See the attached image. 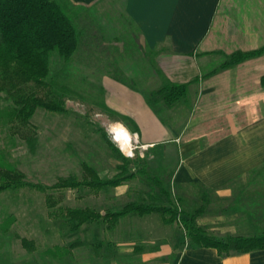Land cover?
I'll return each mask as SVG.
<instances>
[{"label": "crops", "instance_id": "0c3cea01", "mask_svg": "<svg viewBox=\"0 0 264 264\" xmlns=\"http://www.w3.org/2000/svg\"><path fill=\"white\" fill-rule=\"evenodd\" d=\"M125 14L158 71L188 84L187 96L152 108L146 93L106 74L102 103L136 125L131 135L152 168L169 169L183 216L196 214L217 238L250 237L242 233L264 216V55L213 72L227 56L264 46V0H126ZM160 225L176 230L163 234ZM109 234L114 241L103 248L137 264H264V250L222 257L192 248L180 223L154 214L124 218Z\"/></svg>", "mask_w": 264, "mask_h": 264}, {"label": "rangeland", "instance_id": "374dc122", "mask_svg": "<svg viewBox=\"0 0 264 264\" xmlns=\"http://www.w3.org/2000/svg\"><path fill=\"white\" fill-rule=\"evenodd\" d=\"M64 1L69 11L76 12L82 22L88 23L91 34L97 36L90 39L86 44L88 47L81 48L79 61H73L69 66H60L58 63L54 67L55 75L66 74L62 84L73 94V98L67 96L65 99L68 113L55 114L38 110L31 120V128L17 127L16 131L11 130V125L0 122V158L24 173L30 183L44 187L54 186L60 178L69 176L82 179L83 163L95 168L103 178L113 177L118 172L116 167L119 161L115 160L100 133V129H103L112 144L118 147L110 131V126L117 123L102 113L103 93L100 85L103 76L110 74L122 78L133 83L146 95L162 86V79L151 67L155 59L149 56V50L142 44L138 30L125 14L126 0H85L82 3ZM120 70L124 73H119ZM10 104L0 97V111ZM26 137L37 138L33 152L30 151ZM131 146V153L120 152L128 158L136 154L144 157V150L140 149L137 137H133ZM157 166L155 169L161 170L160 164ZM168 172L166 168L163 173ZM168 189L173 201L177 203L175 190L170 184ZM155 191L158 192V189ZM147 192L146 182L137 178L117 192L111 190L92 195L87 191L67 190L64 192L62 206L104 212L108 209H121L130 201L146 197ZM116 193L123 195L118 196ZM260 217H257L258 224L252 227V231L242 234L252 236L263 233L264 216ZM10 218L14 221L9 230L3 232L1 226ZM140 229L143 230L142 226ZM159 229L163 234H167L168 230H176L173 226L169 228L162 225ZM109 233L104 227L85 225L80 232L71 234L68 225L49 215L43 193L22 190L0 194V264H137L124 257L125 253L118 257L113 249L111 252L106 251V247L102 248L100 256H96L90 247H80L63 262L46 254L48 249L74 242L102 241L106 246L105 243L114 241ZM22 238L34 241V250H27L22 245Z\"/></svg>", "mask_w": 264, "mask_h": 264}, {"label": "trees", "instance_id": "16d2710c", "mask_svg": "<svg viewBox=\"0 0 264 264\" xmlns=\"http://www.w3.org/2000/svg\"><path fill=\"white\" fill-rule=\"evenodd\" d=\"M78 16L76 12L69 11L64 0H0V97L11 102L9 107L0 111V122L11 125V130L16 131L17 127L31 128V120L38 110L55 114L68 113L65 99L67 96L73 98V94L62 84L66 74L55 75L54 67L58 63L60 66H69L73 61H79L81 48L88 47L86 44L96 36L91 34L88 23L82 22ZM262 55L264 46L254 51L235 52L227 56L213 73ZM149 56L155 59L156 53L149 51ZM151 67L163 80L158 90L146 95V100L152 108L159 104L172 107L186 98L188 84H174L165 79L155 63ZM119 73L124 72L120 70ZM110 76L132 90L137 89L133 83ZM101 108L109 120L122 124L130 134H138V128L127 117L112 111L103 103ZM100 133L115 160L119 161L116 167L118 172L113 177L103 178L95 168L83 163L82 179L69 176L60 178L54 186L44 187L30 183L24 173L0 158V194L22 190L43 193L49 215L54 220L68 225L71 234L80 232L85 225L104 227L112 232L124 218H142L154 214L165 225L180 223L185 230V239L192 248L215 249L222 257L264 250V232L250 237L217 238L209 235L203 227L197 225L196 214L183 216L179 211L168 189L170 175L162 173V168L153 169L147 163L146 155L142 158L138 154L131 158L126 157L119 147L112 144L103 129H100ZM25 140L33 152L37 138L26 137ZM137 178L146 182V197L128 202L121 209H108L101 214L95 209L62 206L64 192L67 190L87 191L92 195H99ZM156 188L158 192L155 191ZM13 221V218L5 221L1 226L3 232L9 230ZM103 244L102 241L74 242L55 246L48 249L46 254L63 262L72 256L74 250L90 247L96 256H100ZM22 245L29 251L35 247L34 241L26 238H22ZM111 250L112 248L108 251Z\"/></svg>", "mask_w": 264, "mask_h": 264}, {"label": "bare ground", "instance_id": "6f19581e", "mask_svg": "<svg viewBox=\"0 0 264 264\" xmlns=\"http://www.w3.org/2000/svg\"><path fill=\"white\" fill-rule=\"evenodd\" d=\"M110 131L118 142V147L125 153H131L132 150V139L135 136H131V134L126 130V128L120 124H113L110 126Z\"/></svg>", "mask_w": 264, "mask_h": 264}, {"label": "built area", "instance_id": "2783aa9c", "mask_svg": "<svg viewBox=\"0 0 264 264\" xmlns=\"http://www.w3.org/2000/svg\"><path fill=\"white\" fill-rule=\"evenodd\" d=\"M133 150H131V152H132Z\"/></svg>", "mask_w": 264, "mask_h": 264}]
</instances>
